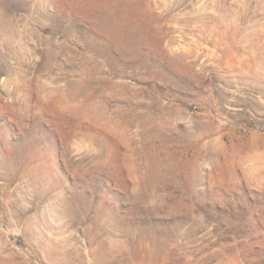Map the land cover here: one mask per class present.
I'll return each instance as SVG.
<instances>
[{
	"label": "rangeland",
	"instance_id": "1",
	"mask_svg": "<svg viewBox=\"0 0 264 264\" xmlns=\"http://www.w3.org/2000/svg\"><path fill=\"white\" fill-rule=\"evenodd\" d=\"M0 264H264V0H0Z\"/></svg>",
	"mask_w": 264,
	"mask_h": 264
}]
</instances>
